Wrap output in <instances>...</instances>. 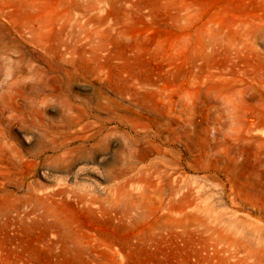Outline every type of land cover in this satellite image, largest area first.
<instances>
[{"label": "rangeland", "instance_id": "obj_1", "mask_svg": "<svg viewBox=\"0 0 264 264\" xmlns=\"http://www.w3.org/2000/svg\"><path fill=\"white\" fill-rule=\"evenodd\" d=\"M60 218L83 264H264V0H0V264Z\"/></svg>", "mask_w": 264, "mask_h": 264}, {"label": "bare ground", "instance_id": "obj_2", "mask_svg": "<svg viewBox=\"0 0 264 264\" xmlns=\"http://www.w3.org/2000/svg\"><path fill=\"white\" fill-rule=\"evenodd\" d=\"M82 200H84L83 198L81 199V202H84ZM96 223L101 224L104 222L102 220H98ZM106 223L111 225L112 222L109 221ZM75 225H79V224H77L74 221H63V220H61V218L56 219L53 223H49L48 226L51 229H55L57 232L56 233V235H57L56 239H54L51 242V244H49L48 246H44V248L40 247V245H38L39 244L38 243L36 246H34L36 248V252L38 253V255H35L34 253L31 254V256L28 258L27 263H25V261L23 260L24 257L21 258L20 259L21 264H30L33 261L39 262L40 260H43V259H46V262L48 264H83V263H89V258H87L86 255H87L88 250L89 249L91 250L92 246H90V242L88 241L87 236L81 234L80 230L74 229ZM44 227H47V226L45 225ZM106 237H107V241H108L107 242L108 244L106 243V245H108L107 247L110 248V250L114 249L113 247L116 244H119L123 247H126L125 246L126 242L117 238V234H115V233L106 234ZM103 248H106V247L103 246ZM122 250H123V248H122ZM116 255L117 254H114V255L108 254V258H110L112 260L113 264H114V262H116L117 264H121V263L117 262L118 260L115 257ZM121 256H123V255H121ZM121 262H123V261H121ZM39 263H42V261H40Z\"/></svg>", "mask_w": 264, "mask_h": 264}]
</instances>
